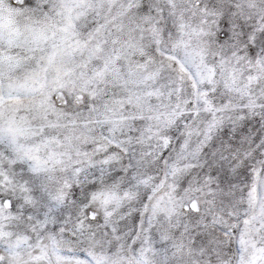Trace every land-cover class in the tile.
I'll list each match as a JSON object with an SVG mask.
<instances>
[{
  "label": "snow or ice",
  "instance_id": "6c2138e0",
  "mask_svg": "<svg viewBox=\"0 0 264 264\" xmlns=\"http://www.w3.org/2000/svg\"><path fill=\"white\" fill-rule=\"evenodd\" d=\"M0 264H264V0H0Z\"/></svg>",
  "mask_w": 264,
  "mask_h": 264
}]
</instances>
